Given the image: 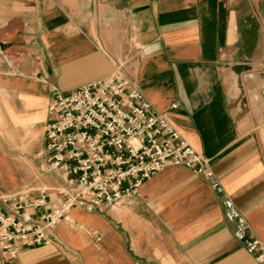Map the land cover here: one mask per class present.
Returning a JSON list of instances; mask_svg holds the SVG:
<instances>
[{
    "label": "crops",
    "instance_id": "crops-1",
    "mask_svg": "<svg viewBox=\"0 0 264 264\" xmlns=\"http://www.w3.org/2000/svg\"><path fill=\"white\" fill-rule=\"evenodd\" d=\"M0 44L1 194L19 189V162L34 197L63 185L45 151L52 89L120 68L264 239V0H0ZM222 201L168 167L116 205L74 208L52 244L0 252V264H259Z\"/></svg>",
    "mask_w": 264,
    "mask_h": 264
},
{
    "label": "built area",
    "instance_id": "built-area-1",
    "mask_svg": "<svg viewBox=\"0 0 264 264\" xmlns=\"http://www.w3.org/2000/svg\"><path fill=\"white\" fill-rule=\"evenodd\" d=\"M48 112L44 133L48 170L57 173L63 185L41 190L35 197L27 191L0 193L4 257L15 258L22 247L52 244L58 224L74 208L92 212L116 205L165 168L180 167L209 181L223 197L225 216L236 226L235 236L264 264V239L254 234L226 194L209 159L185 140L120 68L75 90L53 87Z\"/></svg>",
    "mask_w": 264,
    "mask_h": 264
},
{
    "label": "rangeland",
    "instance_id": "rangeland-1",
    "mask_svg": "<svg viewBox=\"0 0 264 264\" xmlns=\"http://www.w3.org/2000/svg\"><path fill=\"white\" fill-rule=\"evenodd\" d=\"M5 151L7 152H11L14 153L16 155H19V149H10V147H5L4 148ZM18 172H17V178H18V182H19V189H13L11 190L12 192H23L24 188H22L21 185L25 184L27 182V180H29L30 174H31V169L29 168L28 164L26 163H18ZM23 190V191H22ZM3 192H5V190H2ZM27 192H29V190H27Z\"/></svg>",
    "mask_w": 264,
    "mask_h": 264
}]
</instances>
